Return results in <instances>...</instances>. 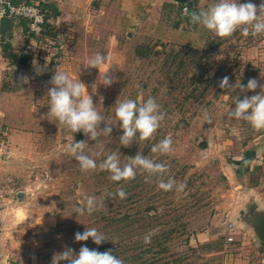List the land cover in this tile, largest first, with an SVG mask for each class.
Masks as SVG:
<instances>
[{"label":"rangeland","instance_id":"obj_1","mask_svg":"<svg viewBox=\"0 0 264 264\" xmlns=\"http://www.w3.org/2000/svg\"><path fill=\"white\" fill-rule=\"evenodd\" d=\"M187 1L204 9L215 3ZM251 2L259 5L262 0ZM177 4V0H95L88 19L92 30L77 32L73 39L47 21L50 29L44 35L34 34L35 48L15 52L34 60V65L19 67L20 56L13 58L19 69H9L4 79L10 94L7 108L0 111V264H52L54 254L65 248L77 254L81 246L121 252L130 247L132 251L136 242L143 244L138 251L153 245L147 253L150 264H264V245L253 226L240 228L235 216L228 214L237 203L232 204L235 197L230 193L234 183L225 175L235 154L258 133L228 113L235 97L260 91L240 93L239 83L246 86L255 78L264 84V34L245 37L238 30L220 38L202 25L178 24ZM207 44L211 49L203 58L185 54L183 65L168 61L178 52L184 55L190 47L203 50ZM97 52L108 57L100 71L111 67L108 75L115 82L110 87L98 82L99 69L87 67ZM56 69L79 79L89 93L97 83L93 103L112 123L110 137H100L102 149L82 132L74 134L75 141H87L85 154L101 152L93 157L99 163L118 152L123 164L140 152L168 165V175L185 184L184 190L165 192L156 178L146 182L147 174L141 170L135 179L120 182L111 181L110 173L99 168L81 172L67 150L72 137L47 116L48 82ZM25 75L28 83H22ZM225 76L231 89L219 87ZM150 96L166 113L154 138L140 141L137 136L130 147L120 145L123 129L115 117L117 99ZM204 109L211 124L202 118ZM104 127L102 121L100 128ZM169 135L170 154L150 151ZM118 188L127 193L125 199L110 195ZM89 196L103 197L105 207L79 215L76 209L84 207ZM229 221L235 223L232 241L227 240ZM86 227H95L107 241L76 242L74 234ZM239 229L247 233L239 234ZM148 234L151 243L145 244ZM126 238V246L116 245Z\"/></svg>","mask_w":264,"mask_h":264},{"label":"clouds","instance_id":"obj_2","mask_svg":"<svg viewBox=\"0 0 264 264\" xmlns=\"http://www.w3.org/2000/svg\"><path fill=\"white\" fill-rule=\"evenodd\" d=\"M185 14L190 17L193 24L202 25L220 38L231 37L238 30L245 37H253L264 34V0L257 5L251 0L240 3L239 0H215L209 8H200L196 11L185 9ZM108 57L101 52L95 53L87 60L88 68L99 69V83L105 87H110L115 81L108 75V71L101 72V67L107 63ZM22 83H28V77L21 78ZM51 87L47 90L49 97V111L47 116H51L55 121L63 126L66 134L72 137L71 144L68 145V152L78 162V166L83 173L101 171L110 173L109 179L113 182L130 181L136 178L137 170L146 173L145 181L150 182L156 178L159 189L169 191H183L186 187L183 183H177L174 178L169 176V166L164 163L155 162L153 159L142 155L140 152L134 157H127V162L121 164L118 152H112L104 160L97 163L94 156L101 155V152H94L92 155L85 154L88 143L85 140L75 141L74 134L82 132L89 140L95 141V145L102 149L100 137H110L112 132L111 122L105 120L97 111L93 103V95L97 91V83L91 85V93L87 86L79 79L74 81L63 71L56 69L48 82ZM221 89H231L229 77L225 76L219 82ZM240 93L253 92L259 93L251 96L245 95L243 99L237 96L233 100L234 107L228 115L236 120L247 122L254 130H264V84L259 83L255 78L248 80L246 86L239 83ZM115 117L120 121V128L123 135L119 137L120 145L130 147L135 139L146 141L154 138L155 133L160 128L161 122L165 119L166 113L161 111V106L155 98L148 97L140 99H124L115 103ZM203 120L211 124L212 117L207 109L202 111ZM105 122V127L100 128L101 122ZM173 141L171 136H166L158 143L154 144L150 151L160 155H168L173 151ZM113 197L125 199L127 193L123 188H118L111 193ZM105 207L104 198L87 197L84 207H78L76 212L79 215L93 212ZM91 239L96 245L107 241L105 235L95 227H86L85 231L74 234L76 242L88 241ZM144 243H151V234L145 235ZM35 260V257H33ZM67 261L68 264H124V261L115 255L111 250L100 252L81 246L78 254L72 248H65L60 253L54 254L52 264H60Z\"/></svg>","mask_w":264,"mask_h":264},{"label":"crops","instance_id":"obj_3","mask_svg":"<svg viewBox=\"0 0 264 264\" xmlns=\"http://www.w3.org/2000/svg\"><path fill=\"white\" fill-rule=\"evenodd\" d=\"M27 1V0H17ZM38 2L47 9L49 21L54 23L57 30L66 31L70 37H77V32L92 30L93 26L88 23L92 14L95 0H29ZM13 24L10 30L3 34V42H0V111L7 108L10 91L4 85L8 70L19 69L13 58L20 54L15 52L24 47L35 48L36 36L28 31L26 21L12 19ZM71 48L75 44L70 45ZM8 52V53H7ZM7 53V54H4ZM34 65V60L31 62ZM26 77V75H25ZM12 92V91H11ZM232 166L225 173L230 183H234V189L230 190L233 202L237 203L232 214L240 222V228L253 226L258 239L257 222H264V130L258 131L248 140L242 150L235 154ZM236 212V213H235ZM233 221V222H234ZM235 224V223H234ZM239 234L247 233L239 229Z\"/></svg>","mask_w":264,"mask_h":264},{"label":"trees","instance_id":"obj_4","mask_svg":"<svg viewBox=\"0 0 264 264\" xmlns=\"http://www.w3.org/2000/svg\"><path fill=\"white\" fill-rule=\"evenodd\" d=\"M29 1V0H27ZM179 1V4H177L176 6L179 7V14L181 16V20H178V24H179V21L181 22H184L186 24H192L191 21H190V17L187 16L185 14V11H183V7H187V9L189 11H196L198 9H200L199 7L197 6H192L191 3H189V1L187 0H177ZM46 9V8H45ZM46 12H47V9H46ZM47 21H49V13L47 12V17H46V22L44 24V32H42V35H44V33H46L49 29H50V24H47ZM49 28V29H47ZM47 30V31H46ZM46 31V32H45ZM210 44H207L203 50L201 49H198V48H193V47H190L188 48L187 52L183 54H181V52H178L176 55H174L172 58H168V61H170L171 63H176V61L178 60L182 65L184 64L185 62V54L188 55V57H201L203 58L207 52L210 51ZM184 61V62H183ZM19 67H22L21 65H19ZM150 207H147L146 210H149ZM130 214L127 213V216H129ZM127 240L126 239H121L119 240V242L116 244V245H119V246H126V244L124 243H127L125 242ZM129 241V240H128ZM137 243H140V242H136V245L132 246V251H131V247L130 248H127L122 250L121 252L119 251H116V252H113V254L122 259L124 261V264H150L149 262V258H147V253H150L152 251V246H149V248L145 249V250H139L138 251V248H141V245H138ZM214 244V242H211L207 245V248L211 249L212 245ZM166 264V263H164Z\"/></svg>","mask_w":264,"mask_h":264},{"label":"built area","instance_id":"obj_5","mask_svg":"<svg viewBox=\"0 0 264 264\" xmlns=\"http://www.w3.org/2000/svg\"><path fill=\"white\" fill-rule=\"evenodd\" d=\"M4 16L12 19L25 20L28 31L31 34H41L44 30L47 12L46 9L38 2L0 0V18ZM2 39L3 33L0 32V41ZM234 229L235 224L232 221H229V235L227 236L228 241H232L234 239L233 234H231Z\"/></svg>","mask_w":264,"mask_h":264},{"label":"water","instance_id":"obj_6","mask_svg":"<svg viewBox=\"0 0 264 264\" xmlns=\"http://www.w3.org/2000/svg\"><path fill=\"white\" fill-rule=\"evenodd\" d=\"M13 20L10 17L4 16L0 18V32L6 34L7 30L12 28ZM29 62V57L26 55L20 56L18 64L21 66L27 65ZM255 226L258 227V233L262 240V245H264V222H257Z\"/></svg>","mask_w":264,"mask_h":264}]
</instances>
